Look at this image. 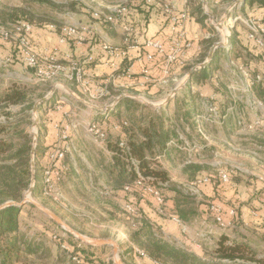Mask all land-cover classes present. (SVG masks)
Wrapping results in <instances>:
<instances>
[{
    "label": "crops",
    "instance_id": "0c3cea01",
    "mask_svg": "<svg viewBox=\"0 0 264 264\" xmlns=\"http://www.w3.org/2000/svg\"><path fill=\"white\" fill-rule=\"evenodd\" d=\"M238 1L240 0H201V3L202 7L205 4L208 8L222 9V12L224 11L223 18L225 15L226 17L230 16L231 12L234 11L232 10L233 6ZM241 1L240 10L243 9L246 13H254L258 17L264 16V5L252 0ZM188 5V0H126L117 5L126 8V12L117 20L118 14L113 12L115 3L107 2L106 13L115 15L116 22L108 23V26L105 27L103 22L97 21L92 15L95 22L87 26V32L83 34L81 41L72 39L67 44H60L58 42L59 32L56 34L42 32L46 36V44H49V47L52 44L51 41L55 43L53 48L51 47V51L55 49L58 52H55V54H59L57 58L61 56L65 61L74 58L83 60L80 61L78 67L81 70V82L77 81L76 72H73L74 79L72 81L66 77L70 71L59 73V77L72 82V85H75L76 89L91 101H88L91 109L85 114L90 115L91 121L98 123L108 137L119 138L120 141L124 142L128 139V134L121 124L123 123L124 126L131 125L130 115L134 110L127 108L125 103H122L126 99L133 100L140 105H146L154 113L169 119L166 125L173 133V139L167 143L163 151H158L155 154L154 159L158 166L154 165V167L165 171L170 178L169 182L177 186L178 189L181 186L189 187L198 179H207V182L200 186V197L203 203L200 207L202 224L212 219L214 223L211 227L216 229L215 232L219 231L215 222V215L211 211V207L216 205L221 207L226 222H230V229H232L233 220H235L234 217L230 216V211L236 209L237 215L244 217L243 219L240 218L242 227L244 225L253 226L252 224H254L256 227L253 226L252 228L258 234L264 235V212L262 210L264 182L255 179V175H253L254 177L249 175L247 177L242 171L230 169L227 166L222 167L226 174L229 173L227 183L222 182L220 171L218 175L211 173L200 176L204 170L209 169L206 166V161L201 159V154L209 147L208 144L212 136L207 128L204 129V135L198 132V117L206 114L205 103L210 98H214L221 109L219 115H221V124L224 125H217L216 127L220 128L221 131L219 132L223 135L227 134L232 137L233 133L239 129L236 121H240V119L245 118L247 123L252 122L255 115L250 112L245 113L244 109L241 110L243 116L226 113L229 96L224 78L230 76L231 61L244 64L252 70L262 68L264 62L261 57L259 58L261 60L257 59L259 55L248 43L245 29L239 24L231 36V51H227L223 47L216 51V63L212 67L210 79L190 85V79L187 80L189 72L185 71V67L193 65L205 52L210 33L191 16ZM246 8L251 11H246ZM183 15L186 16L185 19ZM226 32L228 33V31ZM112 39L118 40V44H111ZM157 40H160L163 45L162 52L151 45ZM11 45V43H6V49L9 50ZM105 45L111 47V51L106 50ZM148 55L153 58L148 59ZM241 57H246L247 62L243 61ZM82 82L88 84L89 94L84 93ZM64 86L67 87V85ZM259 87L260 85L254 87L256 95ZM67 88L74 97L75 91L69 86ZM56 93L55 91L54 95L49 96L47 101L49 107L53 106L55 110H49L44 121V126L47 129L46 146L53 145L58 139L59 126L66 124V120L70 118L69 115L73 110L69 103L72 96L69 94L65 100H61V97L59 98ZM183 99L192 103V105L190 104L192 111L187 116L177 113L178 103ZM53 103L60 106L52 105ZM79 103L86 104L87 102L79 101ZM113 104L108 119H106L101 113L109 110L110 105ZM140 113V109L135 111L137 116ZM244 128L248 129L247 127ZM258 129L264 130V124L254 130ZM71 131L69 135H71ZM107 136L104 143L97 140L93 135L91 139L103 151L105 162H107L105 167L112 161L113 154L108 147ZM185 146H189L190 149L184 150ZM180 155L187 160H180ZM198 156L196 161L189 159ZM190 166L200 167V170L189 176ZM176 169H182L183 176ZM111 182L106 172L107 192H110L112 197L119 196L118 202L121 204L120 192L118 194L113 189ZM168 187L167 183L165 188ZM167 196L169 198L168 206L175 213L174 198L176 193L169 191ZM144 208L149 210L148 206ZM173 212H169L168 216L160 218L154 215L157 227L167 237L176 241L174 243L180 244V247L203 257L208 252L207 248L205 245L203 246V243L191 239L192 230L185 224L186 222H183ZM172 217H178L182 221V225L175 222ZM207 235V231L203 233V236ZM123 240L122 242H125L126 246L123 245L120 238H117L116 242L120 254L128 255L130 253L129 248H133L134 245L131 238ZM90 246L93 247L89 250V253L92 254L91 257L93 259L99 258L101 261L105 258L103 253L106 252L107 248H113L112 246ZM61 262L55 264H67L66 258L64 262L62 257ZM138 262L139 264H158L147 253H145L142 261Z\"/></svg>",
    "mask_w": 264,
    "mask_h": 264
},
{
    "label": "rangeland",
    "instance_id": "374dc122",
    "mask_svg": "<svg viewBox=\"0 0 264 264\" xmlns=\"http://www.w3.org/2000/svg\"><path fill=\"white\" fill-rule=\"evenodd\" d=\"M49 1H51L52 4L43 0H0V12L6 13L4 15L5 18L7 16L11 17L12 15H17L14 20L7 19L8 26H11L10 28L16 29V27L21 26V23L24 21H29L31 23L30 25L33 26V32L30 33L33 46L32 53L36 57V62H38V68L30 67L26 53L24 52V46L21 43L22 37L20 34L16 33L17 35L10 41H5L0 38V91L11 83L16 82L21 85H28L37 96L45 94L46 97L55 89L58 97H61V100H65V97L69 96L71 93L68 91L67 87L69 86L72 89V82H69L67 79H62L58 74L49 79L46 78L47 76L41 77L37 74V70L50 71V69L48 70L47 64L50 65L51 63H57L59 66L61 64L66 65L67 68L74 70L79 67L80 61L83 60L81 58L77 60L74 58L70 61H65L61 56L57 58L59 54H55V52H58L55 49L51 51V47L54 46L55 43L51 41L50 43L52 44L49 47V44H46V36L43 35L42 31H46L48 34H56L58 32L60 33L62 28L66 26L87 27L89 24L95 22L92 18L93 12L98 11L107 14V2L115 3L116 6L113 12L117 13L119 10V6L117 5H120L126 0ZM203 7L208 17L206 23L209 27L214 29L213 31L207 30V32L210 33L209 40H213L211 46H214V44L222 40V35L215 26L218 27L217 24L221 20L224 11L222 12V9L218 8H208L205 4ZM246 11L251 10L246 8ZM249 14H251V12L246 13L243 9H235L231 12L228 20H234V18L238 16L240 18H245ZM1 20L4 19L0 18V29L5 28ZM224 31L227 34L226 30ZM230 31L233 35V30ZM6 43L12 44L9 50L5 47ZM111 44H118V40L114 41V39H112ZM211 46H209V49L212 48ZM241 58L243 61L247 62L245 59L246 57ZM259 58L260 56H258L257 59ZM233 80V76H227L224 78V83L226 85L231 84ZM64 85H67V87ZM75 94L87 103H79V101L76 100L77 98L70 94L72 100H69V103L72 105L73 110L69 115L70 118L66 121L70 123L71 126L73 125V130L71 131V135H68V142H66L67 148H69L67 151L68 158H66L68 159L69 165H73L74 173L71 176L64 175L58 192L55 195L56 197L53 199L50 197L46 198L42 194L39 196H34L33 194L28 195V190L24 192L22 201L26 197L29 200L24 206L25 209L20 214V232L25 236V241H23L21 245V257L13 264L62 263L61 258L63 257L65 262V258L67 257L65 253L61 252L62 248L59 242L55 240V236L61 237L63 241L68 240L72 243H82L86 246H90V242L99 239H112L116 241L117 238H120L122 242L123 239H130L133 224L136 223V219L127 214L124 206L118 202L119 196L112 197L110 192H107L105 167L107 162H105L103 151L91 140L92 136L89 133V128L92 122L90 115L85 114L86 111L88 112L89 109H91L88 105V101H91L77 90ZM55 104L56 103H53L52 105ZM243 109L245 113H251V111H248L245 107H242L241 110ZM204 110H206L205 115L209 118H207V120L200 118L199 121H201L198 127L200 126L203 131L207 128L212 137L208 144L209 147L201 154V159L206 161V166L209 167V169L204 170L203 174H200V176L211 173L218 175L219 171L221 174H225L226 172H224L222 167L227 166L230 169L242 171L245 174L244 176L247 177L248 175H255V179L264 182V130L247 129V131L246 128H244L245 126H242L244 124H240V121H236L239 129L237 128L238 130L233 133L234 135L229 137L227 134L223 135L219 132L221 131L220 128L216 127L217 125H222L221 120L214 119L216 116H213L210 111H207L209 109L206 106ZM241 113L242 111H240V114ZM200 116H204V114ZM0 122H5L3 115L0 116ZM34 122L35 114L33 112V122L30 126L26 125V128L32 135V148L36 150L38 142H35V138L37 134L39 135V124L35 127ZM35 158L36 157L31 155V164L33 161L35 162V170L32 168V176L34 174L36 178L37 165ZM196 158H199V156L189 159L196 161ZM179 159L187 160L181 155ZM40 165L44 169L47 164L41 162ZM176 170L183 176L182 169ZM66 171H68V165ZM188 174L189 176L193 175L194 170H191ZM179 191L181 192L179 199L184 203H182L181 208L190 212L185 224L192 230L190 233L191 239L203 243L208 253L214 249L217 242L216 238L220 233H226L233 239L244 238L247 243L251 244V246L259 252L261 255L260 257L264 259V235L258 234L254 228H252L255 226L252 223L253 226L244 225V227H242L240 223V218L242 216L237 215L236 209V216L234 217L235 220H233L232 229L222 230L219 228V231L215 232L216 229L211 227L212 223H214L212 219L211 221H207V223H201L200 207L203 205L200 197L201 195L190 188V186H181ZM48 213L57 215L71 229L65 230L50 217ZM243 218L244 217L241 219ZM247 221H250V219H247ZM158 230L160 231V229ZM206 231L208 235L203 236V233ZM78 234L83 235L86 241H82V239L77 236ZM162 235L165 239L176 242L165 234L162 233ZM28 243L32 244L31 250H37L36 253L27 250ZM122 243L126 246L125 242ZM175 244L181 246L178 243ZM133 245V248H129L130 253L128 255L124 253V255L115 253V251L112 250L113 248H107L106 252L103 253L105 255L103 259L104 262L100 261V263L105 264L108 262V264H118V262L121 261L125 264H139L138 261H142L146 252L136 244L133 243ZM223 264L260 263L224 262Z\"/></svg>",
    "mask_w": 264,
    "mask_h": 264
},
{
    "label": "trees",
    "instance_id": "16d2710c",
    "mask_svg": "<svg viewBox=\"0 0 264 264\" xmlns=\"http://www.w3.org/2000/svg\"><path fill=\"white\" fill-rule=\"evenodd\" d=\"M43 1L52 4L49 0ZM252 1H257L264 5V0ZM188 4L191 16L206 30L213 31L214 29L206 23L208 17L204 13L201 0H188ZM5 14V12H0V18L4 19L1 20L4 23L2 24L5 28H10L11 26H8L7 19L14 20L17 15L5 18ZM29 24L31 23L29 22ZM103 26L107 27L108 22H103ZM212 44L213 40H209L205 52L200 55L199 60L193 65L185 67L186 72L192 71L195 66L205 61L210 50L209 46ZM215 63L216 56H214L207 68L193 74L189 84L210 79L212 67H214ZM72 89L74 91L77 90L75 85H72ZM258 89L257 95L264 101V87L260 86ZM44 97L45 94L37 96L33 93L31 87L16 82L11 83L8 88L0 91V116L3 115L5 118V122H0V206L8 202L22 201L24 192L29 190L31 186L32 135L27 131L26 125L30 126L32 124L35 105L38 100ZM122 103H125L127 108L134 110L130 115L131 125L124 126L123 123L121 124L128 134V139L125 141V148H123L120 143L124 141L107 136L108 147L113 154L111 157L112 161L106 167V172L112 181L111 186L113 189L117 193L120 192L121 205L131 204L137 212V215L134 216L136 223L133 224V230L130 235L131 241L143 249L158 264H223L224 262H258L264 264V259L260 257L259 252L251 244L247 243L244 238L233 239L226 233H222L218 237L216 247L211 252L205 253L203 257L164 238L161 230H158L159 228L153 216L166 217L169 212H173L168 206L169 198L167 192L173 191L176 193L174 214L183 222H186L190 213L181 208L183 203L179 199L181 192L177 186L169 182L168 174L160 168L154 167V165H157L154 159L155 154L158 151H163L167 143L173 139V133L166 125L169 119L154 113L148 106L140 105L133 100L126 99ZM190 104L192 105V103L186 102L185 99L179 101L177 113L187 116L192 111ZM139 109L141 113L137 116L135 111ZM49 110L54 111L55 109L52 106L49 107L47 102L40 104L38 107L40 123L38 127V145L35 150L37 172L36 183L32 193L34 196L42 194L44 173L47 165L43 169L40 163L45 162L47 164L48 155L53 147L52 145L46 146L45 139L47 129L44 126V121ZM67 158L64 161L68 165V171L65 172V175L71 176L74 173V169L73 165H69ZM132 160L137 162V169L132 164ZM189 169L194 170L195 173L200 170V167L190 166ZM138 171L145 178L153 179L155 184L168 183V188L160 187L166 202L163 214L157 210L156 203L150 195L134 187L138 178ZM126 186H132L131 192L125 191ZM145 206H148L149 210L145 209ZM24 209L25 207H7L0 210V264H13L21 257V245L25 241V236L20 232V214ZM262 210L264 212V205ZM65 241L74 247L82 245L81 248H77L76 252L83 253L87 260L92 259V254L89 253V250L93 248L92 246ZM27 247L29 252H37L36 249L31 250V243H28Z\"/></svg>",
    "mask_w": 264,
    "mask_h": 264
},
{
    "label": "built area",
    "instance_id": "2783aa9c",
    "mask_svg": "<svg viewBox=\"0 0 264 264\" xmlns=\"http://www.w3.org/2000/svg\"><path fill=\"white\" fill-rule=\"evenodd\" d=\"M242 7V1H238L235 6H233L232 10L235 9H241ZM126 12V8L119 7V10L117 11L118 18L123 13ZM93 17L99 21V22H108V23H115L116 22V16L111 14H103L98 11L93 12ZM185 15H183V18L185 19ZM242 25L245 29L246 39L248 43L253 48L254 52H257V54L262 58L264 62V16H256L254 13H251L247 15L245 18H240L239 16L234 18V20L230 19L228 20V17L226 15L218 22V27L216 29L221 33L222 40L220 42H217L214 45L221 44L220 47H223L224 49H227V51H231L232 43H231V31L234 30L237 25ZM87 27H73V26H66L62 28L58 42L60 44H67L70 40H78L81 41L83 39V34L87 32ZM228 31L226 34L225 31ZM33 31V26L30 25L27 22L21 23V26L15 28H1L0 29V36L5 41H10L14 39V37L17 34H20L22 37L21 43L24 46V52L26 53L27 60L29 62L30 67H36L38 68V62H36V57L33 55V46H32V39L30 36V33ZM17 33V34H16ZM151 45L154 48H157L160 52L163 51V45L161 44L160 40H157L156 42L151 43ZM186 45H188L186 43ZM219 47V48H220ZM218 48V49H219ZM105 49L111 51V47L108 45H105ZM217 49V50H218ZM260 53V54H259ZM33 55V57H32ZM153 57L151 55H148V59H152ZM53 60V59H52ZM48 70L50 71H43L41 69L37 70V74L39 76H47L46 78H52L55 77L57 74L61 72H67L70 71L69 75L66 77L69 78V80L74 79L73 72H76V79L78 82H81V70L79 68H75L74 70L67 68L65 65H60L57 63H51L50 65L47 64ZM230 76H233V81L231 84H227V92L229 96V104L226 108V113L228 115H237L240 114V111L242 107H245L248 111L250 110L251 113L255 115L254 119L251 123H247V121L244 119H240V124H244L242 126L247 127L248 129H255L259 128L264 124V101L261 100L254 92V87L256 85H260L264 87V65L262 68L258 70H252L250 67L239 64L238 62H232L231 61V69L229 70ZM82 89L85 94H89L88 90V84L82 82ZM214 98H210L206 101L205 106L209 109L207 111H210V113L213 116H216L214 119L221 120L220 109L217 103L214 102ZM114 106L110 105L109 110L104 111L101 113L102 116H104L106 119H108L109 111ZM210 116V114H209ZM243 116V114H241ZM211 117V116H210ZM218 117V118H217ZM207 120L209 118L207 115L199 116L198 122L200 123L199 119ZM105 121V120H104ZM89 128V133L91 136L93 135L97 140L100 142L106 141V133L104 130H102L98 123H94V121H91ZM73 126V125H72ZM70 123L66 122V124L59 126V134L58 139L55 141V143L52 145V149L50 154L47 158V167L45 169L44 173V180H43V190L42 195L46 198H55L59 186L61 185V182L63 180V177L65 175V172L67 170V165L65 164V158L67 156V151L69 148H67L66 142H68V135L69 132L73 129ZM198 132L202 135H204V131L201 129V127H198ZM125 142H121L120 146L125 148ZM184 150H189V146H185L183 148ZM132 164L137 169V162L135 160H132ZM137 181L134 184V187L142 190L144 193L150 195L153 200L156 203L157 210L163 214L164 207H165V198L163 196V192L160 189V187H166L167 183H159L155 184L154 180L151 178H145L139 171L137 172ZM221 180L223 183H227L229 181L228 174H222ZM207 182V179H198L194 183L191 184L190 188L194 189L198 194H200V186L202 184H205ZM132 186H126L125 191L131 192ZM264 205V199L262 201ZM125 211L131 215L135 216L137 215V212L135 208L131 204H125L124 206ZM212 213L215 215V222L218 225V227L222 230H225L230 227V222H226L222 215V209L219 206L213 205L211 207ZM230 216L235 217L236 212L235 210L230 211ZM172 219L177 222L179 225H182V221L178 217H172ZM55 240H57L60 244V247L62 248V252L65 253L67 264H101V259H89L87 260L85 255L80 252H76L77 248H81L82 245H78L77 247L71 246L69 243H67L65 240L63 241L61 237L55 236ZM120 253V251H119ZM91 260V261H90ZM105 264H108L105 263Z\"/></svg>",
    "mask_w": 264,
    "mask_h": 264
},
{
    "label": "water",
    "instance_id": "95a60500",
    "mask_svg": "<svg viewBox=\"0 0 264 264\" xmlns=\"http://www.w3.org/2000/svg\"><path fill=\"white\" fill-rule=\"evenodd\" d=\"M221 44H217L212 46L208 59L206 61H204V63L194 67L192 69V71L189 72L187 80L191 79V77L193 76V74L197 71H202L203 69L207 68L211 61L213 60L215 53L217 51V49L220 47ZM55 94V89L52 90V93L49 94L48 96L44 97L43 99H41L40 101H38L35 105V108L33 110L34 114H35V122H34V126L37 127L38 124L40 123V118L38 115V107L40 104H43L45 102L48 101L49 96L54 95ZM80 102L82 103H86L83 99H81L80 97H78L76 94H73ZM38 139V134L37 137L35 138V142H37ZM37 145V144H36ZM35 145V146H36ZM32 156L35 157V149L32 150ZM32 168L33 170H35V162H32ZM35 175L33 174L32 179H31V186L28 190V195H32L33 193V188L35 186ZM29 202L28 198L26 197L23 201L21 202H8L2 206H0V210L5 209L7 207H18V208H23L27 203ZM48 215L50 217H52L61 227H63L65 230H69L71 229L63 220H61L57 215L53 214V213H48ZM71 232V231H70ZM80 239H82V241H86V238L81 235L78 234L77 235ZM89 244L94 245V246H112L114 248L115 253H119V246L118 243L112 239H99V240H94L92 242H90ZM118 264H125L124 262L119 261Z\"/></svg>",
    "mask_w": 264,
    "mask_h": 264
}]
</instances>
